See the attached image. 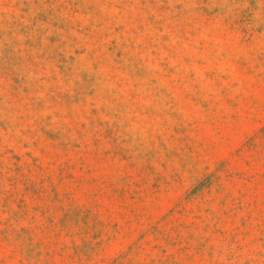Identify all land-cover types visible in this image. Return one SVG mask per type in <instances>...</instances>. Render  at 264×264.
Returning a JSON list of instances; mask_svg holds the SVG:
<instances>
[{
    "label": "rangeland",
    "instance_id": "rangeland-1",
    "mask_svg": "<svg viewBox=\"0 0 264 264\" xmlns=\"http://www.w3.org/2000/svg\"><path fill=\"white\" fill-rule=\"evenodd\" d=\"M0 264H264V0H0Z\"/></svg>",
    "mask_w": 264,
    "mask_h": 264
}]
</instances>
